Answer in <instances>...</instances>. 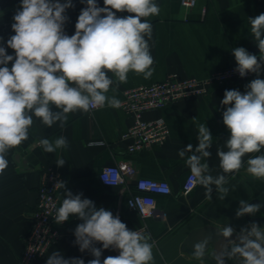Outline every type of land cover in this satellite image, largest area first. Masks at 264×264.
<instances>
[{
  "label": "crops",
  "instance_id": "crops-1",
  "mask_svg": "<svg viewBox=\"0 0 264 264\" xmlns=\"http://www.w3.org/2000/svg\"><path fill=\"white\" fill-rule=\"evenodd\" d=\"M160 7L157 16L149 17L153 26L152 37L148 41L154 58V73L150 79L142 74L130 72L127 83H120L116 93L122 101L124 90L142 84L164 80L170 73L179 77L205 78L214 71L236 65L232 49L244 47L250 53L259 54L250 32L249 17L264 13V0H196L193 7L187 8L181 0H154ZM74 8L67 11L69 21L65 29L72 34L81 9L85 6L80 0H73ZM20 0H0V37L5 42L14 35L11 29L13 15ZM103 7V0H98ZM119 16L128 13H117ZM7 53L13 55L8 48ZM11 68V62L9 63ZM109 76L115 80L113 74ZM249 80H237L225 84L210 85L202 96L184 98L170 103L161 109L144 113V118L165 119L169 136L161 144L155 143L139 151H128L129 140L121 138L133 123L131 114L123 109L105 106L88 113L77 111L68 114L63 128L59 122L47 127L39 119L29 131V137L18 147L9 150L6 158L8 167L0 174V264H17L24 250L25 239L31 227V218L38 204V189L43 176L51 169H58L63 177L65 188L58 190V207L66 190L73 194L83 193L82 198L94 201L103 207L131 230L138 228L150 234L153 244L151 264H216L213 248L197 259L193 249L183 248L188 234L205 225H214L221 230L232 224L237 231L250 223L246 216L236 218L239 200L260 199L264 201V179L251 176L247 171V160L262 153L246 154L245 166L236 174L229 175V192L225 199L218 198L213 190L212 199L206 196L205 188L198 184L188 194H183V184L190 173L185 158L178 153L189 143L195 148L198 144V128L192 118L206 123L213 136L212 155L208 158L210 173L214 177L224 174L220 168L217 150H227L224 141L229 132L223 124V108L220 101L225 90L245 91ZM261 79H264L262 71ZM113 93L111 90L108 95ZM53 110L55 107L53 106ZM64 136L68 147L57 153H46L38 141L42 138L54 140ZM58 157L66 163L56 165ZM128 162L136 169V176L167 181L172 192L156 194V214L142 217L129 209L127 198L134 188V180L128 186L104 185L99 173L105 165ZM214 187V186H213ZM257 215H264V207ZM75 215L63 224L54 226L61 236L48 251L31 264H46L47 257L55 251L66 258L80 257L87 261L93 257L80 252L74 244V229L81 223ZM97 247L101 245L97 244ZM118 250H104L101 259L118 255ZM208 255V256H207ZM235 264V261H228Z\"/></svg>",
  "mask_w": 264,
  "mask_h": 264
},
{
  "label": "clouds",
  "instance_id": "clouds-1",
  "mask_svg": "<svg viewBox=\"0 0 264 264\" xmlns=\"http://www.w3.org/2000/svg\"><path fill=\"white\" fill-rule=\"evenodd\" d=\"M80 2L85 6L71 36L65 25L70 19L67 11L75 7L73 0H20L12 17L14 35L7 39L6 46L0 37V174L8 167L9 150L28 139L34 118L47 127L59 122L63 128L70 113H88L105 106L119 108L121 101L116 93L120 83H127L130 72L142 74L144 79L153 76L154 58L148 43L153 26L147 18L159 15V5L154 0H103V7L98 0ZM248 21L259 54L244 47L233 48L234 71L241 78L249 74L256 78L245 85L244 92L225 90L219 102L229 132L224 141L227 150H217L224 174H209L207 160L212 155L213 136L206 123H199L196 117L192 121L198 128V144L193 148L189 143L178 153L186 157L192 176L210 200L214 189L218 198L227 197L229 175L245 166L246 154L264 152V79L260 78L264 71V13ZM8 48L13 55L7 53ZM38 143L46 153L68 147L64 136L42 138ZM65 163L62 157L56 160L58 167ZM246 163L251 176L264 179V154L251 156ZM58 185L65 188L64 182ZM82 197L83 193L66 190L54 221L63 224L73 215L82 221L74 229V244L93 257L87 264H151L154 257L150 234L129 229L119 215ZM262 207L264 201L253 204L240 199L236 218L254 217ZM219 235L224 242L216 253V264H228L230 260L235 264H264V227L258 223L250 222L238 231L228 224ZM207 245L205 240L193 246L197 259L204 256ZM109 249L119 254L101 259L103 251ZM46 264H85V260L66 258L54 250Z\"/></svg>",
  "mask_w": 264,
  "mask_h": 264
},
{
  "label": "built area",
  "instance_id": "built-area-1",
  "mask_svg": "<svg viewBox=\"0 0 264 264\" xmlns=\"http://www.w3.org/2000/svg\"><path fill=\"white\" fill-rule=\"evenodd\" d=\"M184 7L190 8L196 0H181ZM66 33H71L65 29ZM236 65H231L214 71L205 78L179 77L170 73L164 80L150 84H142L124 90V98L120 107L128 111L133 123L122 133L123 140H129L128 151L135 152L155 143H163L169 136V128L164 118H144V113L161 109L166 105L184 98L202 96L207 93L212 84H225L237 80H249L255 74L241 78L234 71ZM95 110V109H93ZM91 110V111H93ZM99 179L104 185L128 186L134 180V188L127 198L129 209L142 217L156 214V194H170L172 188L165 180L136 176V169L128 162L105 165ZM63 181L58 169H51L45 173L38 189V204L31 218V227L25 239L24 250L17 264H31L33 260L42 257L52 244L61 236V232L54 226V217L58 209V183ZM197 183L191 172L183 184V194H188ZM131 203L132 206H129ZM142 231L141 228L135 229Z\"/></svg>",
  "mask_w": 264,
  "mask_h": 264
},
{
  "label": "water",
  "instance_id": "water-1",
  "mask_svg": "<svg viewBox=\"0 0 264 264\" xmlns=\"http://www.w3.org/2000/svg\"><path fill=\"white\" fill-rule=\"evenodd\" d=\"M249 203H260V199H252L251 201H249ZM246 219L249 222L258 223L261 227H264V215H256L254 217L246 215ZM221 231L222 230L219 227L214 225H205L203 227L196 228L192 230L186 237L183 243V248L193 249V246L196 243L207 240L208 245L204 256L206 255L208 249L212 247V254L214 255V258L216 260V253L219 252L220 246L224 242L223 237L219 235Z\"/></svg>",
  "mask_w": 264,
  "mask_h": 264
}]
</instances>
